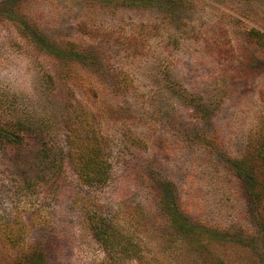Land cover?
Wrapping results in <instances>:
<instances>
[{"label":"rangeland","instance_id":"374dc122","mask_svg":"<svg viewBox=\"0 0 264 264\" xmlns=\"http://www.w3.org/2000/svg\"><path fill=\"white\" fill-rule=\"evenodd\" d=\"M0 124V264H264V0H0Z\"/></svg>","mask_w":264,"mask_h":264},{"label":"trees","instance_id":"16d2710c","mask_svg":"<svg viewBox=\"0 0 264 264\" xmlns=\"http://www.w3.org/2000/svg\"><path fill=\"white\" fill-rule=\"evenodd\" d=\"M248 37L251 42H256L258 44H261L263 41L262 34L257 32L256 30H250L248 32ZM65 120L66 118L63 120V123L65 122ZM87 130L88 132H95V128L93 126L87 128ZM9 131L4 128L3 124H0V142L2 144H12L11 147H20L24 142H26L27 137L30 135V132H28V130H21L16 126L13 128V131ZM10 136L13 138H10ZM78 145L81 151L80 156L84 159V162H81L80 167L81 169H84L83 171L85 173V180L90 183H104L108 175L109 164L107 162L105 154L106 146L104 145L103 138H101L100 136H89L87 134L85 136V139L81 138L79 140ZM162 199V202L170 211L168 207H172V205L167 201V197L162 195ZM107 225V223L101 222L97 225L96 229L100 234L106 235ZM190 231H192V229H185V233H188ZM120 249L122 252H128V248H124L123 246H120Z\"/></svg>","mask_w":264,"mask_h":264}]
</instances>
